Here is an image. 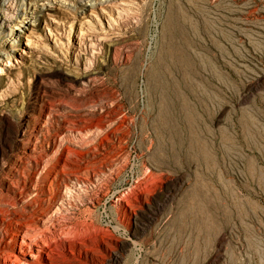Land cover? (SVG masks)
<instances>
[{
  "label": "rangeland",
  "instance_id": "obj_1",
  "mask_svg": "<svg viewBox=\"0 0 264 264\" xmlns=\"http://www.w3.org/2000/svg\"><path fill=\"white\" fill-rule=\"evenodd\" d=\"M21 167L32 264H264V0H0V191Z\"/></svg>",
  "mask_w": 264,
  "mask_h": 264
},
{
  "label": "bare ground",
  "instance_id": "obj_2",
  "mask_svg": "<svg viewBox=\"0 0 264 264\" xmlns=\"http://www.w3.org/2000/svg\"><path fill=\"white\" fill-rule=\"evenodd\" d=\"M12 135L19 138V145L23 146L26 143L24 135H20L18 130L12 131ZM25 154L26 158L34 161L36 164L39 162L38 158L40 157L34 153L33 148L29 147ZM3 156H7L6 153H4ZM14 169L12 171L10 169L12 172L10 177L7 175V179L4 177L6 179V182L4 183L5 189L4 191H0V235H2L0 236V261L3 259L5 263L8 262L9 264H32L27 258L31 261L37 256L42 263H47V250L50 247L47 242H44L46 249H41L39 243L35 240V235L33 234L37 229L36 220L42 221L41 215L38 218L35 217L37 215V208L45 201V199L42 198V195L46 191L45 181L39 183V179L37 180L38 176L36 177L34 172L26 173L23 168L20 171ZM47 175L49 177L50 174L48 173ZM46 177L47 176L44 178ZM77 231L78 229L76 228V232ZM72 233L75 234L74 232ZM77 234L78 233H76V238L78 236ZM79 234H81V231ZM3 235L7 238V241L4 240ZM26 240L29 241V243ZM66 242L68 243L70 250L75 247V242L71 243L70 239ZM66 242H63L62 246H64ZM25 249H27L28 252H26ZM35 251L37 254L34 255Z\"/></svg>",
  "mask_w": 264,
  "mask_h": 264
}]
</instances>
